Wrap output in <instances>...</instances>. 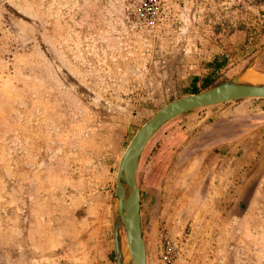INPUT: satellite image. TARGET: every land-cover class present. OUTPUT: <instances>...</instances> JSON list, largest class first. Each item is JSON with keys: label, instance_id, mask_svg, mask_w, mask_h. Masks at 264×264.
<instances>
[{"label": "rangeland", "instance_id": "obj_1", "mask_svg": "<svg viewBox=\"0 0 264 264\" xmlns=\"http://www.w3.org/2000/svg\"><path fill=\"white\" fill-rule=\"evenodd\" d=\"M147 5L0 0V264H117L116 176L136 132L260 52L253 70L264 74V0ZM247 102L264 108L246 99L198 109L147 145L137 173L147 264H264V142L244 160L241 143L238 165L228 156L207 168L205 196L147 193L160 143L181 147L185 124Z\"/></svg>", "mask_w": 264, "mask_h": 264}, {"label": "crops", "instance_id": "obj_2", "mask_svg": "<svg viewBox=\"0 0 264 264\" xmlns=\"http://www.w3.org/2000/svg\"><path fill=\"white\" fill-rule=\"evenodd\" d=\"M185 125L183 131L185 140L181 147H176V143L171 142L173 145L171 146L170 142H163L156 148L151 168L147 170L151 172L152 181H156V185L147 190L149 196L167 198L205 196L207 190L211 189L210 184L214 175L213 173L208 175L207 168L215 170L223 158L228 156L232 164L238 165V150L241 143H246L242 155L244 160L247 159L255 141L258 144L264 142V108L253 102L226 106L221 110H206L198 125L190 123ZM178 129L177 126L172 128L173 131ZM233 171L236 172L237 168ZM143 177V181L146 182V176Z\"/></svg>", "mask_w": 264, "mask_h": 264}, {"label": "water", "instance_id": "obj_3", "mask_svg": "<svg viewBox=\"0 0 264 264\" xmlns=\"http://www.w3.org/2000/svg\"><path fill=\"white\" fill-rule=\"evenodd\" d=\"M256 59L236 77L213 88L186 95L169 103L156 112L136 132L121 158L116 176L113 231L117 264H147V249L142 232L141 193L137 182V173L149 142L163 127L189 112L228 102L264 99V82L252 83L243 78L246 72L253 70ZM258 74L264 78V74Z\"/></svg>", "mask_w": 264, "mask_h": 264}, {"label": "bare ground", "instance_id": "obj_4", "mask_svg": "<svg viewBox=\"0 0 264 264\" xmlns=\"http://www.w3.org/2000/svg\"><path fill=\"white\" fill-rule=\"evenodd\" d=\"M243 78H244V80H246L248 82H252V83H262V82H264L263 76H261L260 74H258L254 70H250V71L246 72L244 74ZM126 244H127V242H126Z\"/></svg>", "mask_w": 264, "mask_h": 264}, {"label": "built area", "instance_id": "obj_5", "mask_svg": "<svg viewBox=\"0 0 264 264\" xmlns=\"http://www.w3.org/2000/svg\"><path fill=\"white\" fill-rule=\"evenodd\" d=\"M146 2L148 3L147 6L155 7V5H157V4L159 5V3L161 2V0H146ZM167 253H169V252H167ZM164 259L167 260V261H169L170 260L169 255H164Z\"/></svg>", "mask_w": 264, "mask_h": 264}, {"label": "flooded vegetation", "instance_id": "obj_6", "mask_svg": "<svg viewBox=\"0 0 264 264\" xmlns=\"http://www.w3.org/2000/svg\"><path fill=\"white\" fill-rule=\"evenodd\" d=\"M146 195V194H145ZM143 196H144V192L141 191V214H142V208L144 207L145 203H144V200H143ZM156 197V196H155ZM141 219H142V216H141ZM142 232H143V226H142ZM143 236H144V232H143ZM145 240V239H144ZM146 243V242H145ZM169 262H167L168 264ZM170 264V263H169Z\"/></svg>", "mask_w": 264, "mask_h": 264}, {"label": "trees", "instance_id": "obj_7", "mask_svg": "<svg viewBox=\"0 0 264 264\" xmlns=\"http://www.w3.org/2000/svg\"><path fill=\"white\" fill-rule=\"evenodd\" d=\"M206 84L209 85V82H207ZM193 89H194V91L192 93H198L199 92L198 90H196V87L195 86L193 87Z\"/></svg>", "mask_w": 264, "mask_h": 264}]
</instances>
